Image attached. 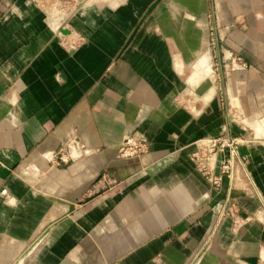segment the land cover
Returning <instances> with one entry per match:
<instances>
[{
  "label": "crops",
  "instance_id": "0c3cea01",
  "mask_svg": "<svg viewBox=\"0 0 264 264\" xmlns=\"http://www.w3.org/2000/svg\"><path fill=\"white\" fill-rule=\"evenodd\" d=\"M0 264H264V0H0Z\"/></svg>",
  "mask_w": 264,
  "mask_h": 264
},
{
  "label": "built area",
  "instance_id": "2783aa9c",
  "mask_svg": "<svg viewBox=\"0 0 264 264\" xmlns=\"http://www.w3.org/2000/svg\"><path fill=\"white\" fill-rule=\"evenodd\" d=\"M79 45L80 41L66 42V46L71 50H76ZM241 144L242 140L239 137L230 134L201 141L197 144L194 158L198 163L200 171L209 177L216 187L220 186L224 176L230 179L233 178L237 163L245 162V159L241 158L239 154ZM77 145L78 143L74 140L66 148L67 150L61 148L56 155L62 162H67L68 156L65 150L71 153ZM147 149V145L143 141L128 137L120 147L119 156L121 158H133L144 154ZM216 170H218L217 175L215 174Z\"/></svg>",
  "mask_w": 264,
  "mask_h": 264
}]
</instances>
